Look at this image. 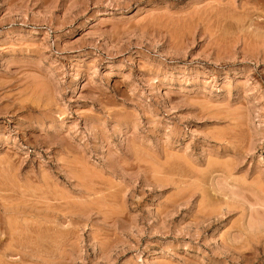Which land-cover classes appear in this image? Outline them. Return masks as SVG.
<instances>
[{
  "label": "rangeland",
  "instance_id": "obj_1",
  "mask_svg": "<svg viewBox=\"0 0 264 264\" xmlns=\"http://www.w3.org/2000/svg\"><path fill=\"white\" fill-rule=\"evenodd\" d=\"M0 197V264H264V0H0Z\"/></svg>",
  "mask_w": 264,
  "mask_h": 264
},
{
  "label": "bare ground",
  "instance_id": "obj_2",
  "mask_svg": "<svg viewBox=\"0 0 264 264\" xmlns=\"http://www.w3.org/2000/svg\"><path fill=\"white\" fill-rule=\"evenodd\" d=\"M221 10H222V9H221ZM0 198H1V197H0ZM18 203H19V202H18ZM21 205H22V204H21ZM42 209H43V208H42ZM7 211H9V210H7ZM16 214H17V212H16ZM17 215H18V214H17ZM70 215H71V214H70ZM14 216H15V215H14ZM17 217H18V216H17ZM18 219H19V218H18ZM13 222H14V221H13ZM17 222H18V221H17ZM1 223H2V222H1ZM1 223H0V225H1ZM4 223H5V222H4ZM6 223H7V222H6ZM3 225H5V224H3ZM1 226H2V225H1ZM12 226H13V224L10 225V227H9L10 230H8V232L10 231L11 234H14V233H13V230H14V229L12 228ZM3 228H4V227H3ZM11 228H12V229H11ZM4 229H5V228H4ZM4 229H3V232H4ZM28 229H29V228H28ZM15 231H16V230H15ZM15 231H14V232H15ZM20 231H21V230H20ZM27 231H28V230H27ZM3 232H1V234H5V233H6V232H5V233H3ZM10 232H9V233H10ZM39 232H40V231H39ZM16 233H17V232H16ZM24 233H25V232H24ZM26 234H27V232H26ZM35 234H36V233H35ZM12 236H14V235H12ZM27 236H28V235H27ZM14 239H15V238H14ZM9 240H10V239H9ZM33 240H34V239H33ZM29 241H30V240H29ZM0 244H1V243H0ZM6 247L8 248L7 245H6ZM6 247H5V248H6ZM10 247L12 248V246H10ZM30 247H31V246H30ZM5 248H4V250H6ZM7 250H9V249H7ZM9 251H10V250H9ZM17 251H18V250H17ZM11 252H12V251H11Z\"/></svg>",
  "mask_w": 264,
  "mask_h": 264
}]
</instances>
